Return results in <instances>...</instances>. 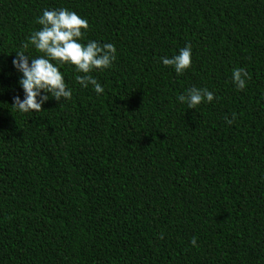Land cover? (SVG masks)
Listing matches in <instances>:
<instances>
[{
	"label": "trees",
	"instance_id": "trees-1",
	"mask_svg": "<svg viewBox=\"0 0 264 264\" xmlns=\"http://www.w3.org/2000/svg\"><path fill=\"white\" fill-rule=\"evenodd\" d=\"M45 8L116 59L103 93L65 65L71 99L21 114L11 61ZM186 43L178 75L160 58ZM193 86L214 99L178 102ZM261 177L264 0H0V264H264Z\"/></svg>",
	"mask_w": 264,
	"mask_h": 264
},
{
	"label": "clouds",
	"instance_id": "clouds-1",
	"mask_svg": "<svg viewBox=\"0 0 264 264\" xmlns=\"http://www.w3.org/2000/svg\"><path fill=\"white\" fill-rule=\"evenodd\" d=\"M40 25L28 36V42L15 51L11 63L19 74L18 85L22 89L23 99L14 96L11 106L21 114L39 112L42 104L50 97L59 101L70 100L72 89L65 82L63 73L59 70L65 65L73 67L74 79L81 88L89 86L97 93L104 89L91 74L109 69L116 59V48L112 43L100 44L95 40L81 41L88 30V22L74 11L66 8H45L36 17ZM31 47L40 55L35 57L27 53ZM191 45L185 44L171 57H161L160 63L171 66L180 75L191 65ZM247 74L243 68L232 70L231 80L237 90L246 86ZM177 96V101L187 108L196 109L201 103L214 99L213 92L206 88L195 86L184 90ZM39 97V99H37ZM231 123V121H227ZM264 179V177H261ZM194 246L196 238L190 241Z\"/></svg>",
	"mask_w": 264,
	"mask_h": 264
}]
</instances>
